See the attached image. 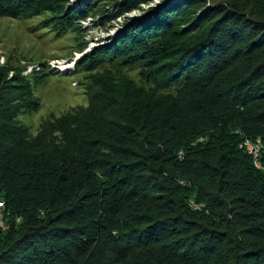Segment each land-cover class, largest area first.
Masks as SVG:
<instances>
[{"label":"trees","instance_id":"1","mask_svg":"<svg viewBox=\"0 0 264 264\" xmlns=\"http://www.w3.org/2000/svg\"><path fill=\"white\" fill-rule=\"evenodd\" d=\"M63 3L0 0V18L73 26ZM78 68L87 106L34 136L30 81L0 71V264H264V0L164 1Z\"/></svg>","mask_w":264,"mask_h":264},{"label":"rangeland","instance_id":"2","mask_svg":"<svg viewBox=\"0 0 264 264\" xmlns=\"http://www.w3.org/2000/svg\"><path fill=\"white\" fill-rule=\"evenodd\" d=\"M63 1L65 9L75 15L73 26H62L57 12L0 18V71L10 70L9 80L19 74L30 81L37 107L22 110L19 121L32 136L46 120L87 106L89 75L78 68L81 62L112 41L131 18L156 10L164 1L176 0H146L140 10L122 15L118 8L127 0ZM128 74L138 85L149 88L138 70Z\"/></svg>","mask_w":264,"mask_h":264},{"label":"bare ground","instance_id":"3","mask_svg":"<svg viewBox=\"0 0 264 264\" xmlns=\"http://www.w3.org/2000/svg\"><path fill=\"white\" fill-rule=\"evenodd\" d=\"M63 70H65V68ZM245 141L246 142H253V141H251L249 139H246ZM240 145H242V143ZM256 149H257V157L254 158V165L258 169H261V167H262L261 166L262 145H261L260 141H258V140L256 141ZM246 153L248 155H250L249 152H246ZM180 155H182V154H180ZM0 216H4L3 215V206H0ZM0 228L3 229V230H6L7 229V226H6V224H5L4 221L1 222V220H0Z\"/></svg>","mask_w":264,"mask_h":264},{"label":"built area","instance_id":"4","mask_svg":"<svg viewBox=\"0 0 264 264\" xmlns=\"http://www.w3.org/2000/svg\"><path fill=\"white\" fill-rule=\"evenodd\" d=\"M240 149L244 150L245 152H249L250 156L253 158V161L254 158L257 157L256 141L246 142L244 140L242 145H240ZM0 206H3V203H0ZM0 220L1 222L4 221V216H0Z\"/></svg>","mask_w":264,"mask_h":264}]
</instances>
